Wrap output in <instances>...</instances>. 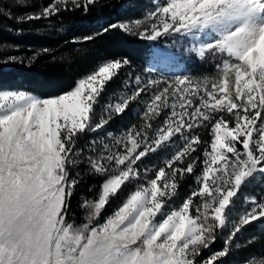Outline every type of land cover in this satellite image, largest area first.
<instances>
[{
	"label": "snow or ice",
	"instance_id": "6c2138e0",
	"mask_svg": "<svg viewBox=\"0 0 264 264\" xmlns=\"http://www.w3.org/2000/svg\"><path fill=\"white\" fill-rule=\"evenodd\" d=\"M97 2L51 0L15 17L0 8V16L26 23L65 11L87 14ZM14 3L32 8L30 0ZM112 29L150 42L183 38L188 52L217 61L216 72L153 78L156 60L170 54L157 48L148 77H129L104 103L128 58L102 61L55 96L0 88V264H223L237 235L264 219V195L246 196L234 212L242 188L264 177V0H158L142 19L102 32ZM8 47L0 42V51ZM48 51L0 58V67H30ZM133 105L140 108L137 122L81 146V138L103 132ZM209 126L206 141L199 129ZM157 153L168 154L161 166L141 169ZM189 175L196 187L174 206ZM88 176L102 180L93 198L78 203L77 222L72 200ZM225 230L223 247L211 252ZM244 264H264V255Z\"/></svg>",
	"mask_w": 264,
	"mask_h": 264
},
{
	"label": "trees",
	"instance_id": "16d2710c",
	"mask_svg": "<svg viewBox=\"0 0 264 264\" xmlns=\"http://www.w3.org/2000/svg\"><path fill=\"white\" fill-rule=\"evenodd\" d=\"M50 2L51 0H30L32 8H28L17 7L14 0H0V8L5 12L11 11L15 17ZM151 3V0H98L94 6L90 7L87 14L82 10L65 11L50 19L33 20L26 23H17L14 18L0 16V42L9 45L7 50L0 51V58L16 56L26 59L38 50L49 49L47 53L41 54L30 67H23L20 64L0 67V88L24 89L42 97L55 96L70 90L80 77L93 71L102 61L118 57L128 58L131 65L121 69L120 74L107 85L101 99V103H104L114 92L120 90L124 78L129 73H136L144 68L151 51V44L134 35L125 34L120 29L107 32H102V29L110 24L142 19L151 7ZM86 35H95V39L88 42L79 40ZM216 63L215 60L212 63L214 72H216L214 67ZM206 64L196 65L198 69L206 71ZM208 67H211V64ZM99 111L100 109L97 108V112ZM136 121L131 111L123 116L114 117L103 132L87 134L81 138L80 144L83 147L89 139L95 136L104 135L111 130L126 128ZM210 139L208 136L204 140L210 141ZM81 167L83 169V166ZM201 170L202 168L198 169L197 174ZM101 180L99 176H88L78 186L72 200V207L78 218L77 222H81L83 216V212L77 207L78 203L82 197L93 198L99 190ZM90 187L93 189L92 192H89ZM132 187L133 185H128L120 196L107 206L101 220L113 211L121 202L124 194ZM195 187L194 177L192 175L185 177L179 189L181 199L176 206ZM258 191H264V187L260 182L251 180L239 193V199L235 201L236 206H242L241 202L244 203L246 196H256ZM227 235V230H225L212 246L211 252L223 247ZM252 238H255L254 242L248 243ZM210 254V251L204 252V256ZM252 254L264 255V219L246 226L237 235L233 242V250L223 259V264H242Z\"/></svg>",
	"mask_w": 264,
	"mask_h": 264
},
{
	"label": "rangeland",
	"instance_id": "374dc122",
	"mask_svg": "<svg viewBox=\"0 0 264 264\" xmlns=\"http://www.w3.org/2000/svg\"><path fill=\"white\" fill-rule=\"evenodd\" d=\"M151 7L147 10H152L155 6V4L158 2V0H151ZM151 44V51L148 55V58L146 60V63L144 65V68L142 70L136 71V73H129L125 78L124 82H126L129 77H133L135 75H141L144 78H147L149 73L147 70L149 68H153V61H152V52L154 49L157 48H164L169 50L170 54L162 55L158 60L155 62V67L153 68V71L151 73V76L153 78H159V79H171L177 75H192L193 77H199L201 75H214L215 72L212 69V63L214 60H201L194 54L187 51L188 48L191 47V44L189 42H186L183 40V38L177 39L176 37H167L163 38L156 42H150ZM192 63V64H190ZM206 64V71L202 69H198L196 64ZM211 64V67H208V65ZM194 69H196V73H194ZM216 70V69H215ZM204 71V73H203ZM133 110L131 111L134 115V118L137 120L136 113L140 111V108L137 105L132 106ZM137 122V121H136ZM122 129H115L108 132H113L114 134H119V132ZM199 131L202 133L203 139H206L208 136H210V126L205 129H199ZM202 152V149H201ZM168 155L166 153H157L150 155L147 159L144 160V162L140 165L141 169L145 167H152V166H161L162 160L165 158V156ZM151 176V174H150ZM256 182H260L261 186L264 187V177H261L259 175L256 176L254 179ZM261 195H264V191L260 192L258 191L256 197L257 199L260 198ZM250 196V195H249ZM181 197L178 195L174 201L173 204L176 206L178 202L180 201ZM241 205H237L234 209V212L241 211L244 207V203L241 202ZM228 233V230H227ZM206 257V256H205ZM244 264V263H242Z\"/></svg>",
	"mask_w": 264,
	"mask_h": 264
}]
</instances>
